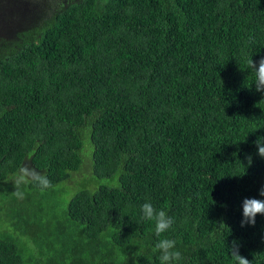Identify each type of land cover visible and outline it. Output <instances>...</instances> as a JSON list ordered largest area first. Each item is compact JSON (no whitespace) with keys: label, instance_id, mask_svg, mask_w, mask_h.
I'll return each instance as SVG.
<instances>
[{"label":"trees","instance_id":"obj_1","mask_svg":"<svg viewBox=\"0 0 264 264\" xmlns=\"http://www.w3.org/2000/svg\"><path fill=\"white\" fill-rule=\"evenodd\" d=\"M66 2L0 40V213L39 239L0 220V264H160L162 238L178 264H234L233 241L264 264V215L241 227L264 199V0Z\"/></svg>","mask_w":264,"mask_h":264},{"label":"clouds","instance_id":"obj_2","mask_svg":"<svg viewBox=\"0 0 264 264\" xmlns=\"http://www.w3.org/2000/svg\"><path fill=\"white\" fill-rule=\"evenodd\" d=\"M249 67L255 73V88L258 92H264V57L258 62H254L252 57L248 60ZM257 148V155L260 158H264V137H258L254 142ZM248 161V166L252 164L251 155L246 157ZM29 175L28 169H21V175L17 180V184L24 181ZM38 186L41 188H48L51 186V182L46 178L41 176L38 181ZM18 198H23V192L15 190L13 192ZM259 195L264 197V186L259 189ZM142 218L145 221L154 222L155 235L160 237L161 234L167 232L173 225L174 220L170 217L164 209L155 208L150 202H145L141 205ZM264 215V199L257 198H245L242 202V220L241 227L245 225L254 226L256 223L257 215ZM240 245L233 241L230 247V255L234 260V264H252L244 256L239 253ZM153 251H158L160 253L158 259L160 264H178L181 260V252L176 250V241L174 239L162 238L159 239L153 247Z\"/></svg>","mask_w":264,"mask_h":264},{"label":"rangeland","instance_id":"obj_3","mask_svg":"<svg viewBox=\"0 0 264 264\" xmlns=\"http://www.w3.org/2000/svg\"><path fill=\"white\" fill-rule=\"evenodd\" d=\"M31 19L32 14L28 11V7L16 4L13 0H0V40H9L16 38V35L19 31H25L29 28ZM70 196L71 192L69 190H66V193L64 195L65 203H67V201L70 199ZM2 201L3 200L0 199V206L2 205ZM58 210L61 211L60 208ZM0 220L1 224L4 227L8 228V230L16 234L18 237H21L22 239L27 241V250L33 251L36 248L35 241L39 239H36V237H25L22 235L19 236L17 234L19 232H16V230L12 226V223L4 219L1 213ZM37 238L44 237L39 235ZM65 259L68 261L67 257Z\"/></svg>","mask_w":264,"mask_h":264},{"label":"flooded vegetation","instance_id":"obj_4","mask_svg":"<svg viewBox=\"0 0 264 264\" xmlns=\"http://www.w3.org/2000/svg\"><path fill=\"white\" fill-rule=\"evenodd\" d=\"M13 1L16 4H20L22 6L34 8V7L43 6L42 2H46V1H50L52 3L60 2V3H64L66 6L67 5L66 1L68 0H13Z\"/></svg>","mask_w":264,"mask_h":264}]
</instances>
